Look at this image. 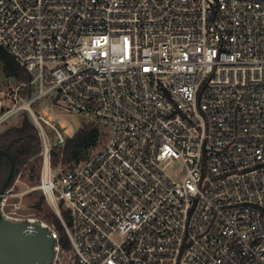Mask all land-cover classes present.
Listing matches in <instances>:
<instances>
[{"label":"built area","instance_id":"built-area-1","mask_svg":"<svg viewBox=\"0 0 264 264\" xmlns=\"http://www.w3.org/2000/svg\"><path fill=\"white\" fill-rule=\"evenodd\" d=\"M0 50L31 75H0V131L31 116L67 243L23 193L0 210L50 231V264H264V0H0ZM53 91L103 127L73 166L32 107Z\"/></svg>","mask_w":264,"mask_h":264},{"label":"trees","instance_id":"trees-1","mask_svg":"<svg viewBox=\"0 0 264 264\" xmlns=\"http://www.w3.org/2000/svg\"><path fill=\"white\" fill-rule=\"evenodd\" d=\"M0 75L16 83L31 80L27 69L17 63L5 50H0ZM32 93V90L23 92L25 95ZM20 116H22L20 125H9L0 131V189L11 168L10 158L5 152L12 156L15 165L7 189L11 188L18 177H24L26 174L32 181L39 180L40 177L41 139L28 113L23 112ZM103 138V127L94 121H86L75 134L66 138L64 144L53 147V165L73 166L89 158L93 151L100 147ZM44 202L45 196L42 194L41 198L33 204L34 212L54 225L62 241L67 243V235L59 216L50 205V208L46 207ZM63 213H65L64 210Z\"/></svg>","mask_w":264,"mask_h":264},{"label":"water","instance_id":"water-1","mask_svg":"<svg viewBox=\"0 0 264 264\" xmlns=\"http://www.w3.org/2000/svg\"><path fill=\"white\" fill-rule=\"evenodd\" d=\"M1 151V150H0ZM1 189L0 204L14 172V160ZM54 238L50 231L36 223L32 229L25 221L6 219L0 210V264H50L53 258Z\"/></svg>","mask_w":264,"mask_h":264},{"label":"rangeland","instance_id":"rangeland-1","mask_svg":"<svg viewBox=\"0 0 264 264\" xmlns=\"http://www.w3.org/2000/svg\"><path fill=\"white\" fill-rule=\"evenodd\" d=\"M2 81L9 82L5 78H3ZM55 95L56 93L55 91H53L52 96L49 95L47 97L41 98L40 100L35 102L32 107L37 114L47 113L55 123L62 125L66 131L65 133L66 137L72 136L82 127V125L86 121H88V119L79 113L67 111L65 109H61L60 107H58V105H56L54 101ZM21 122H22V116L18 115V116L13 117L12 120L5 127L9 125H13V124L20 125ZM52 139L55 141L57 140L56 137ZM104 141H105V138H103L102 143H104ZM39 164L42 167V161ZM41 167H40V174H41ZM63 167H67V166L63 165ZM182 168H183V165L180 162H178V163H175L171 167L170 170L172 172L180 173ZM39 180H40V177H39ZM39 180L32 181L28 179V174H26L24 177H18L13 183V185L11 186V189L14 192L23 193V195L21 194L22 199H23V204L28 211H32V212L35 211V209L33 208V204L36 201H38L43 194L41 190L35 188ZM43 204L46 207L50 208L46 198Z\"/></svg>","mask_w":264,"mask_h":264}]
</instances>
